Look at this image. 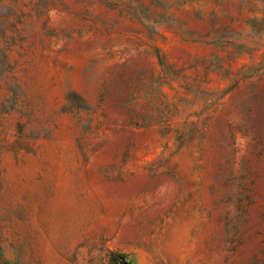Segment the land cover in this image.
I'll return each mask as SVG.
<instances>
[{"label": "rangeland", "instance_id": "374dc122", "mask_svg": "<svg viewBox=\"0 0 264 264\" xmlns=\"http://www.w3.org/2000/svg\"><path fill=\"white\" fill-rule=\"evenodd\" d=\"M0 261L264 264V0H0Z\"/></svg>", "mask_w": 264, "mask_h": 264}, {"label": "trees", "instance_id": "16d2710c", "mask_svg": "<svg viewBox=\"0 0 264 264\" xmlns=\"http://www.w3.org/2000/svg\"><path fill=\"white\" fill-rule=\"evenodd\" d=\"M82 103H71L70 105H69V108L70 109H75V108H77V109H82V105H81ZM182 136V135H181ZM0 264H4V263H2L1 261H0Z\"/></svg>", "mask_w": 264, "mask_h": 264}, {"label": "water", "instance_id": "95a60500", "mask_svg": "<svg viewBox=\"0 0 264 264\" xmlns=\"http://www.w3.org/2000/svg\"><path fill=\"white\" fill-rule=\"evenodd\" d=\"M123 264H126V263H123Z\"/></svg>", "mask_w": 264, "mask_h": 264}]
</instances>
